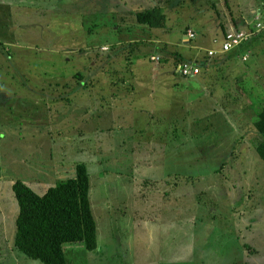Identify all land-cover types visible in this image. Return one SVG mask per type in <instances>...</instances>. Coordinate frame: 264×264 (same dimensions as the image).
<instances>
[{"label": "rangeland", "instance_id": "1", "mask_svg": "<svg viewBox=\"0 0 264 264\" xmlns=\"http://www.w3.org/2000/svg\"><path fill=\"white\" fill-rule=\"evenodd\" d=\"M259 24L264 0H0V264H42L14 247L13 184L43 194L78 164L98 247L66 264H264ZM238 28L247 62L199 49Z\"/></svg>", "mask_w": 264, "mask_h": 264}, {"label": "trees", "instance_id": "2", "mask_svg": "<svg viewBox=\"0 0 264 264\" xmlns=\"http://www.w3.org/2000/svg\"><path fill=\"white\" fill-rule=\"evenodd\" d=\"M151 14L150 10L137 13V23L149 24ZM249 40L229 55H243ZM221 42L217 43L219 48ZM204 51L205 49L202 53ZM204 56L211 60L218 57L210 58L207 54ZM244 56L246 55L241 60ZM196 57L190 62L192 60L177 55L176 66L191 65L199 69L205 66V57ZM247 61L248 56L243 62ZM261 105H257L255 109L253 126L259 136L255 150L264 162V104ZM89 180L86 166L78 164L73 178L49 187L43 194H38L25 183L16 181L12 186L19 209L15 219V249L28 259L42 264H66L64 248L67 245L83 244L87 251H95L98 247L97 225L89 199Z\"/></svg>", "mask_w": 264, "mask_h": 264}, {"label": "built area", "instance_id": "3", "mask_svg": "<svg viewBox=\"0 0 264 264\" xmlns=\"http://www.w3.org/2000/svg\"><path fill=\"white\" fill-rule=\"evenodd\" d=\"M259 27L263 28L264 26L259 24ZM250 37L251 34L249 32L243 30H231L224 36V39L222 40L218 50H206V54L210 58H213L217 55L229 54L235 49L239 48L243 43H246ZM194 38L195 35L193 33L188 35L189 40H193ZM151 59L156 63H159L160 61V58L156 56H152ZM243 60L246 61L247 56H244ZM178 72L184 77L197 76L200 73V69L191 65H180L178 67Z\"/></svg>", "mask_w": 264, "mask_h": 264}, {"label": "crops", "instance_id": "4", "mask_svg": "<svg viewBox=\"0 0 264 264\" xmlns=\"http://www.w3.org/2000/svg\"><path fill=\"white\" fill-rule=\"evenodd\" d=\"M214 48L213 49H216L217 47L219 48V46H213ZM217 48V49H218ZM201 51H203L205 48H199ZM212 49V48H211ZM205 51H206V49H205ZM204 51V52H205ZM229 55V54H228ZM220 55H218V57H219ZM7 98V94L6 93H3L2 91H0V99H6Z\"/></svg>", "mask_w": 264, "mask_h": 264}]
</instances>
